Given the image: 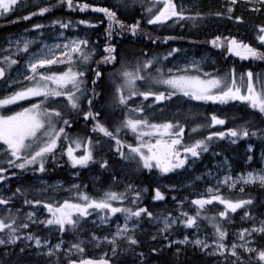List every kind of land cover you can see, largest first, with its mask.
<instances>
[{
	"label": "snow or ice",
	"instance_id": "1",
	"mask_svg": "<svg viewBox=\"0 0 264 264\" xmlns=\"http://www.w3.org/2000/svg\"><path fill=\"white\" fill-rule=\"evenodd\" d=\"M135 2L137 0H131V3ZM237 2L238 0H227L225 12L216 11L210 14L218 17L226 15L228 19L234 18L236 21H241V16L233 17L234 6ZM244 2L252 4V11L264 10V0H244ZM57 6L66 7L71 11L84 12L91 9L93 12L103 13L107 21V26L104 28L103 53L99 60L94 61L97 49L95 46L89 47L90 40L87 37H65L63 31L59 33V36L63 37L62 42L53 44L44 43L42 38L40 40L35 37L29 39L26 35L18 36L15 40L8 39L7 47L3 49L7 54L0 56V80L6 86L14 87L12 91H6L3 96H0V108L32 97L41 98L35 103H30L28 107L21 108L20 111H12L7 115L0 114V155L6 158L5 162L9 168L44 173L49 160L59 166V158L65 155L67 163L73 168L87 167L92 162L99 163L101 168L108 166L106 159L101 162L94 158L93 150L95 145L100 144V140L94 141L91 137L72 135L66 130L72 128L74 121L68 118L63 110L52 106L54 103H60L55 100L58 97L63 98L65 107L82 114L84 120L92 121V132L100 133L115 141L116 151L121 158L134 161L138 168L149 171L156 169L161 174L184 168L190 158H199L202 153L208 152L209 144L214 137L225 138L227 136L238 139L258 134L264 137V128H253L250 131L249 127L240 125L227 128L226 132H209L206 137L185 143L183 142L184 125L178 120L152 122L147 117L130 116L129 113L144 111L142 103L130 107L132 97H142L144 100L153 97V102L157 103L171 100L172 97L183 96L194 101L220 104H228L230 101L244 102L264 118V74L248 70L239 73L237 77L234 67L227 69L223 74L203 72L199 61H187L183 66L174 65L165 70L162 61L180 52V49L174 47L162 57L149 56L146 51H142L136 63L129 67V62L117 52V44L112 42V37L120 36L124 32H129L133 36L143 33L145 38L151 40L153 44L159 37L153 38L151 34L145 32L141 28L140 20L126 24L111 8L95 6L82 2V0H55L54 4L36 6L35 11H28L26 15H17L12 22L29 21L34 16L49 13ZM125 6L128 7L130 4ZM141 6L143 7L142 0ZM27 7L24 0H0V17L6 18L9 14ZM144 12L147 25L164 26L171 23L183 27V21H190L195 26L197 21L204 17L202 12H193L184 3L178 4L177 0H150L149 6L144 7ZM50 23L52 26L58 25L60 29L75 28L78 25L95 27V24L85 19L76 21L53 19ZM44 27L45 25L40 23L31 25V29H43ZM256 29V39L260 47L235 37L215 36L207 42L216 48L226 46L227 53L241 60L264 61V24L256 25ZM29 31L28 28L24 29L25 33ZM169 39H176V37H164V41ZM33 45H38L35 51H31ZM18 55L27 57L23 64L16 58ZM93 62L96 64L94 68L90 66ZM101 64L113 65L111 73L114 88L113 101L128 109L124 113V118L112 129L102 122L100 111H93L95 98L100 95L96 91V85L103 75L99 67ZM13 66H17L15 76L10 75ZM58 66L63 67L58 68ZM89 71L92 73L91 89L86 87V72ZM138 81L146 85L143 90L138 86ZM161 88L163 90H160ZM83 102H86L87 110L82 107ZM224 123V119L212 114L210 125L206 121L204 124L195 125L191 130L196 132L202 127ZM248 123L245 121V124ZM124 129L133 133L136 140L135 146L127 144L129 149L127 156L122 151L127 142L119 138V133ZM145 137L148 139H144ZM236 139H232L231 142L236 143ZM78 150L82 152L78 154ZM248 151H252L251 144L248 145ZM248 159L252 160V156L249 155ZM16 175V172L9 173L8 169L0 166V182L7 183L9 176ZM238 184L241 185L240 192H244L243 185L258 184L264 189V168L248 171L243 175L237 174L235 177L225 175L222 180L218 179V186L208 187L206 196L202 194L191 201L197 208L194 215L182 211L174 218L171 213L162 217L155 216L146 207H140L138 202L142 191L148 189L136 190L131 184L126 185L125 191L105 190L97 196L89 195L81 190L79 185L72 184L68 191L74 198H64L62 201L52 197L30 199L27 195L28 190L18 186L11 191L10 195L0 193V206H3L0 208V246L4 248L0 256V264H8L5 258L13 255L10 246L18 248L20 254H24L27 248L34 246L38 254L49 257L48 264H115V261L107 258L106 253L99 258L84 257L85 242L80 239L79 233L84 231V225L88 223V218L93 214L101 224H109L111 218L118 213L123 217V223L121 224L117 219L114 232L102 237L91 232V238L88 241L95 243L96 246H99L101 241L107 242L113 257H117L118 250L119 252H135L134 246L141 243L136 230L143 216H147L150 221H159L162 225L155 234H150L149 239L159 243L162 238L167 242L159 249L155 246L151 247L152 253L163 251L165 247H174V255L178 257L181 252L179 245L190 243L207 255L222 257L219 264H264V219H261L257 225L247 210L243 212L241 219H253V223L251 227L237 230L235 235L240 241L239 244L235 241L230 245L225 243L227 230L216 222L215 217H205L209 219L214 228L211 244L199 236L193 240H189L188 235H184L179 240L170 239L174 226L182 225L185 229L199 230L198 218L201 210L214 201L223 205V210L217 214L221 219H228L230 212L235 213L237 209L252 205L251 198L233 199L220 193V185H226L227 188L232 189ZM55 190L53 188L54 192ZM32 191L46 193L48 187L33 188ZM127 193H131L130 200ZM19 196L24 197L23 205L31 206L33 209L42 206L48 214L47 217L39 219L35 211H28L21 216V208L12 206L13 200ZM152 199H164V194L159 188L154 189ZM125 200H129V204L135 207L124 206L123 201ZM30 223L42 224L61 234L70 232L74 235L76 242H69V246L63 248L65 241L61 236L56 243L52 244L48 236L26 231ZM92 223L95 224V221ZM257 236L260 237L259 241L256 239ZM118 239L123 240L127 248L121 247ZM254 244L257 246H253ZM61 251L64 254L63 261L60 257ZM73 252L77 253L80 258H73ZM138 255L142 259V264H148L146 260H143L144 253L141 252ZM53 257L55 260L52 259ZM17 264H22V262L18 259Z\"/></svg>",
	"mask_w": 264,
	"mask_h": 264
},
{
	"label": "trees",
	"instance_id": "2",
	"mask_svg": "<svg viewBox=\"0 0 264 264\" xmlns=\"http://www.w3.org/2000/svg\"><path fill=\"white\" fill-rule=\"evenodd\" d=\"M199 1L201 8L200 12L204 14L203 19L198 20L195 26H193L190 21H184L182 22L184 26L181 27L179 24L171 23L164 26L147 25L145 23L146 13L144 12V7L149 5L150 0H142L143 7L141 6V0H137L135 3H131V0H82V2H87L95 6L111 8L117 13V17L126 24H130L135 20H140L141 28L145 32L151 34L153 38L159 37V39L156 40V43L153 44L151 40L145 38L143 33L136 36L131 35L129 32H124L120 36L114 35L112 37V42L117 44V52L121 57L128 61L129 64L136 63V59L141 56L142 51H146L149 56L156 55L162 57L173 47L187 52L208 49L213 58V64L209 69H214V73L219 72L223 74L227 69L233 67L236 69L238 75L246 70L263 72L264 61L242 60L238 62L236 56H230V53L226 52V46L216 48L207 41H210L215 36L235 37L238 40H243L253 46L260 47V44L256 39V25L264 24V10L260 12L248 11L246 7H239V1L237 5H235L233 17L239 15L242 17V20L236 21L234 18L228 19L225 15L218 17L210 14L220 11L219 4H215L216 0H210V2H212L211 5H207L209 0ZM24 2L28 5L27 8L17 10L9 14L6 18H0V52H4L3 49L7 47L6 40L8 38L24 33V29L30 27L33 23H47L51 22L53 19L72 21L85 19L95 24V27L85 26V29L86 37L90 40L89 47L95 46L97 49L94 61L99 60L100 55L103 53L102 48L105 42L104 28L107 26V21L104 18L103 13L93 12L91 9L85 10L84 12H80L79 10L71 11L66 7L57 6L43 16L37 15L32 17L29 21L13 23L12 21L15 20L17 15H26L28 11H35L36 6H44L50 3L54 4L55 0H24ZM129 4L130 6H125ZM164 37H176V39L164 41ZM10 51H14V49H10ZM16 58L21 60L23 56L18 55ZM162 64L165 66L167 60L162 61ZM90 66L94 68L96 67V64L93 62ZM99 67L103 75L96 85V91L100 93V95L95 98L93 111H100V119L107 127L112 129L115 124H118L124 118V113L128 111V109L117 105L113 101L114 88L111 76L113 65L101 64ZM91 78L92 73L90 71L86 72V87L88 89L92 88ZM174 100L175 99H172V102H174ZM146 102L147 100H145L143 104ZM136 104H138V99H131L130 107H135ZM82 107L84 110H87L86 102L82 103ZM60 109L67 114L68 118L74 121L72 128L66 130L72 135H80L85 138L91 137L94 141L100 140V144H97L94 147V158L96 161L102 162L104 159L108 161V166L106 168H101L97 162L89 164V166L94 167L92 170L97 171L101 176L100 180L89 178L86 167H80V179L88 182V185H86L84 189L88 193L95 195L96 192L100 191V189H96V186L97 188L101 185L105 187L108 179H112L113 177H123L132 180L131 185L136 190L148 189L147 191H142L140 201L142 206L153 212L155 216L171 213L177 217L182 211L185 212L187 210L193 212V208L187 207V202L183 200V197L197 191L198 188L194 182L188 186L178 188L181 182L185 179L191 178L193 175L202 171L205 167L210 166L216 159L222 156H226L232 161V166L234 168L240 167V157L246 151V142L244 141V138H238L236 143H232L227 140V136H225V138L214 137L209 144L208 152L202 153L199 158H190L189 163L186 164L184 168L177 169L167 174H161L156 169L149 171L147 169L138 168L134 161L121 158L116 151L115 141L108 137H104L100 133L91 131L92 121L90 119L87 121L84 120L82 114L71 111L67 107H61ZM141 114L143 113H129L130 116L136 118H140ZM212 114L224 119L225 123L223 125L202 127L196 132H192L191 129L197 124H204L207 121L210 125ZM147 115L151 116L150 120L152 119L151 121L153 122L154 119L152 118V113L147 112ZM177 117H180V119ZM162 119L165 118L160 117L157 120L162 121ZM166 119H170V121L173 122L178 120L184 125L183 142L185 143L206 137L209 132L225 131L227 128L238 127L240 125L249 127L250 131L253 130V128H264V118H262L258 112H255V110L249 108L246 103L239 101H230L228 104L206 102L197 109L192 108V111L189 112H181L179 115L173 116L170 115ZM245 121H248L249 123L245 124ZM127 133L128 131L126 129L122 130L119 133L120 139H123V141L128 140ZM249 137L250 139L248 143L252 144V152L257 154L258 151L262 150L264 147V137H261L259 134L257 136ZM131 138L135 140L134 136H131ZM144 139H147V137ZM103 150L105 153L100 154ZM122 151L126 156L129 154L126 145L123 147ZM80 152H82V150H80ZM5 160L6 158L0 155V166L8 169L9 173H17L16 176H9L7 181L9 184L8 191H14L16 187L19 186L22 189L28 190L27 195L30 199L33 197L47 198L55 196L50 192L38 193L32 191V189L36 187L32 182L33 178H63L68 180L69 175L67 172L74 169L69 163H67L66 155L59 158V166L49 160L46 166L47 170L44 173H33L31 170L21 171L15 168H9ZM166 183L175 187L170 188ZM121 187L122 185L113 181L109 189L118 192ZM155 188H159L162 191L164 194L163 200L152 199ZM221 194L233 199L251 198L253 200V204L250 205L251 208L257 213H261L262 209H264V204H259L260 198L264 195V189L257 188L256 186L247 187L244 192L229 190L221 191ZM173 197H175V199H173ZM23 199V196L14 199L12 206H19L20 201ZM181 201L182 203H178ZM216 206H219V204L216 203ZM216 209V207L214 208L213 205L210 204L206 205L202 211L207 214V216L215 217L220 220V222L226 220L218 217V211ZM229 216L231 219L235 220V213L230 212ZM220 224L223 225L224 223ZM231 225H233V223H231ZM208 228L211 229L212 227L209 225ZM70 235V232L65 233L66 238H69ZM153 246L157 247L156 243L151 241L148 243H142L139 249L145 251L154 264H211L213 262V257L211 255H205L195 246H190L189 244L179 245L181 252L178 257L174 255V247L165 248L163 251L155 254L150 251ZM20 257V253H13V255H10L5 259L8 261V264H17V260H20Z\"/></svg>",
	"mask_w": 264,
	"mask_h": 264
},
{
	"label": "rangeland",
	"instance_id": "3",
	"mask_svg": "<svg viewBox=\"0 0 264 264\" xmlns=\"http://www.w3.org/2000/svg\"><path fill=\"white\" fill-rule=\"evenodd\" d=\"M239 1H240L239 7L243 6V7H246V9L248 11H252L251 10L252 4H246L244 2V0H238V2ZM181 2L184 3L186 6H188L189 8H191V10L193 12L200 11V9H201L199 0H177L178 4ZM215 2H216L215 3L216 5L219 4L220 11H222V12L226 11L227 0H216ZM208 4L211 5L212 2H210V0H209L207 5ZM222 5H224V6L222 7ZM234 9H235V6H234ZM0 18H3V17H0ZM77 20H80V19H77ZM38 23L45 25V27L43 29H31V26H30V27H28V29H30L29 32H27V33L24 32V33L12 36L10 38L15 40V38L18 36L26 35L29 39L35 37L37 40H40L42 38L44 43L53 44V43L62 42L63 37L59 36V33L61 31L64 32L65 37H71V36L86 37V29H85L86 25H78L75 28L70 27L68 29H60L58 25L52 26L50 22H47V23L46 22H38ZM41 34H42V36H41ZM8 39L6 40V42L8 41ZM37 47H38V45H33L31 48V51H35ZM102 51H103V48H102ZM6 54L7 53H5V52H0V56L6 55ZM230 56H234V55L230 54ZM26 58H27L26 56H23V58L20 60V63L23 64V61ZM237 58H238V60H237L238 62L242 61L239 57H237ZM187 61H199L200 62L199 66L201 67L203 72L214 73V71H213L214 69H209L213 64V58H212V55L208 49H200L199 51L195 50V51H191V52L180 50L179 53H175L173 55V57H169L167 59V64L164 67L166 70L168 67H173L174 65L183 66ZM134 64L135 63L129 64V67H131ZM16 67L17 66H13V71L10 73V75H12V76L16 75V72H15ZM62 67L63 66H58V68H62ZM21 71H23V69H21ZM246 71H248V70H246ZM254 73L264 74V71L263 72H261V71L260 72H254ZM238 76L239 75L237 74V77ZM21 79H22V77H21ZM25 83H27V82L25 81ZM137 84L140 88L142 87L141 90H143L146 87V85L143 82L138 81ZM140 84H141V86H140ZM13 87L14 86H6L3 83V81H1L0 82V96H3L6 91H9V92L12 91ZM160 90H163V88H161ZM39 99H41V98L32 97V98H29L28 100L18 101L16 104L9 105V106H6L4 108H0V114L7 115V114H11L12 111H20L21 108L28 107L30 103H35ZM131 99H138V104L142 103V105L144 106V111L142 112L143 114H141L140 118L147 117L148 119H150L151 116L147 115V112H150V113H152V118L154 119L153 122H161L160 120H157L160 117L165 118V119H162V121L170 120V119H166L170 115L173 116V115H179L181 112H187V111L189 112V111H192V108L197 109L203 103H206L203 101L190 100L189 98L183 97V96L172 97L171 100H165V101L157 102V103L153 102V99H154L153 97L152 98L149 97L145 104H143L145 102V100L142 97H132ZM172 99H175L174 102H172ZM55 100L60 101V103H58V104L54 103V104H52V106L58 107V108H61V107L64 108L65 107V102L63 101V98L58 97V98H55ZM148 105H151V107H148ZM177 118L180 119V117H177ZM188 124H189V122H188ZM225 132H226V130H225ZM126 135H127L128 140H126L127 143L125 145L127 146V144H132L133 146H135L136 140H133L131 138V136L135 137V135L133 133H131L130 131H128V133ZM232 139H236V138H228L227 137V140H229V141H231ZM249 139H250V137H244V141L246 142V151L240 157V161H241L240 167L234 168L232 166V161H230L226 156H222V157L216 159L210 166L205 167L202 171L193 175L191 178L185 179L184 181L181 182V184L178 186V188L188 186L193 182L196 184V187L198 188L197 191L192 192L190 195L183 197V200L187 202V204H186L187 207L193 208V212H189L187 210L185 212L189 213L190 215H194L197 208L195 205H193L191 203V201L193 199L199 198L202 194L206 196L208 187L209 186H218L217 185L218 179L222 180L225 175H231L232 177H235L237 174L243 175L248 171L259 170L261 168H264V155H262V154H264V147L262 150H259L257 154H254L252 151L249 152L248 151ZM121 140L123 141V139H121ZM236 141H237V139H236ZM127 149H128V147H127ZM128 151H129V149H128ZM79 153H81L80 150H78V154ZM103 153H105L104 150L100 152V154H103ZM249 155L252 156V160L248 159ZM225 161H227V163H225ZM92 163H94V162H92ZM93 168L94 167H91L89 165L86 167V171L88 172V175H89L88 177L100 180L101 176L97 173V171L92 170ZM67 173L69 175L68 180H65L63 178H53V179H49V178H45V177L33 178L32 182L36 186L34 188L38 189L41 187H48L47 192H50L52 195H55L52 198H54L58 201H62L64 198H74V197H71V194L68 191L71 188L72 184L79 185L81 190L87 192L84 189V187L86 185H88V182L80 179V177H79L80 167L69 170ZM113 181H116L117 184L122 185L121 189L118 192L125 191L126 185L132 184V180H128V179L123 178V177H116V178L114 177L112 179L107 180L105 187L101 185V186H99V188H97V186H96V189H100V191L96 192L95 195L90 194L88 192L87 193L89 195H92V196H97L102 191L111 190V189H109V187H111V183ZM92 184H94V183H92ZM166 185L170 188L175 187V186L169 185L167 183H166ZM8 186H9L8 182L7 183H5V182L0 183V193L4 194L6 196L10 195L11 192L8 191V189H9ZM240 186L241 185L238 184L236 188L229 189V188H227L226 185H220L219 186L220 187V193H221V191H229V190L240 192L239 191ZM250 186H256L257 188H260L258 184L243 185L244 190ZM91 187L93 188L92 185H91ZM53 188L56 189L55 192L53 191ZM260 189H262V188H260ZM112 191H115V190H112ZM127 195L129 197V200H130L131 199V193H127ZM18 198H16V199H18ZM129 200L123 201V205L129 206V207H135L134 205L129 204ZM114 203L118 204L119 202H114ZM138 203H139L140 207H143L140 199H139ZM216 203H218V202L214 201L212 203L213 207L214 208L216 207L217 208L216 210L218 212L223 210V205H220L218 203L219 206H216ZM259 204H264V195L260 198ZM2 207L3 206H0V208H2ZM16 207L21 208V213H20L21 216H23V214L28 212V211H35L37 218H39V219H44L48 215L42 206H37L35 209H33L31 206L23 205V200H21L20 205L16 206ZM245 210L250 212V215L255 219V222L257 225L259 224V221L261 219H264V209H262L261 213L260 212L257 213L250 206H246L245 208H242V209H237V211L235 212V220L231 219L230 216L228 219L223 220L221 222H220V220L216 219V222L224 223L221 226H222V228L227 230L228 235L225 238V243L230 245L233 241H235L237 244H239L240 241L237 239V237L235 235L237 230L240 228H248V227L252 226L253 219H249V218L241 219V217L243 216V212ZM164 215H167V214H162V215H157V216L162 217ZM172 217L174 218L176 216L172 215ZM205 217H210V216H207V214H205L201 210V215L198 218V224L200 226L199 230H197L195 228L185 229L182 225L174 226V229H173L172 235L170 236V239L179 240V239H182L184 237V235H188L189 240H193L197 236H199L201 239H206L211 244V241L213 238L212 234L214 232V228H213L212 223L209 222V219H206ZM117 219H119V222L121 224L123 223V217L119 213L111 218V220L109 221V224H101L99 219L96 217L95 214H93L91 217L88 218V223L84 225V231L79 233L80 239L85 242L83 245L85 247V252L83 254L84 257H87V256L100 257L101 255H104L106 253L107 258H109L111 261L113 259V261H115L116 264H142V259L138 255L139 253L142 252V253H144L143 260H146L148 262V264H154V262L150 260L151 259L150 256L148 254H146L145 251H141L139 249V247L142 245V243L151 242V240L149 239L150 234H155L157 229L159 227H162V225L160 224L159 221H150L147 216H143V218L140 221V226L136 230V235L141 240V243L138 246H134L135 252H132V251L119 252V250H118L117 257H113L112 253H111L110 245L107 242L101 241L99 246H96L95 243H89L88 242L91 238L90 237L91 232H95V234L97 236H100V237H102L104 235H110L111 232H114L116 230L115 226L117 223ZM92 221H95V224H93ZM231 223H233V225H231ZM209 225L212 227L211 229L208 228ZM26 231H31V232H34L35 234L41 235V236H48L50 239V243H52V244L56 243L58 241V239L61 236H63V239L65 241V243L62 246L63 248H67L69 246V242H73V243L76 242V239L72 233L69 236V238H66L65 233L61 234L59 232H56L55 230H50L49 228H46L42 224L30 223L29 229H27ZM165 235H167V233H165ZM256 239H257V241H259L260 237L257 236ZM19 243L20 242H18V244ZM27 243L31 244L32 242H27ZM118 243L121 245V247L127 248V245L125 244V242L123 240L118 239ZM155 243H156L158 249L161 247V245L167 244V242L164 241L162 238L160 239L159 243H157V242H155ZM189 245L194 246L190 243H189ZM253 246H257V245L254 244ZM165 248H167V247H165ZM10 251L12 253H19V249L12 247V246H10ZM3 252H4L3 246H0V255H2ZM157 253H155V254H157ZM203 253L205 255H207L205 252H203ZM60 257H61V260L63 261L64 254L62 251L60 253ZM72 257L77 258V259L80 258L79 255L75 252L72 253ZM212 257H213V262L211 264H219V262L223 259L222 257H218V256H212ZM52 259L55 260V257H53ZM20 261L22 262V264H31V263H33V264H48L49 257L44 256L42 254H38L37 250L33 246L31 248H27L25 253L21 254Z\"/></svg>",
	"mask_w": 264,
	"mask_h": 264
},
{
	"label": "water",
	"instance_id": "4",
	"mask_svg": "<svg viewBox=\"0 0 264 264\" xmlns=\"http://www.w3.org/2000/svg\"><path fill=\"white\" fill-rule=\"evenodd\" d=\"M0 81H2V80H0ZM87 258H99V257H91V256H88Z\"/></svg>",
	"mask_w": 264,
	"mask_h": 264
},
{
	"label": "bare ground",
	"instance_id": "5",
	"mask_svg": "<svg viewBox=\"0 0 264 264\" xmlns=\"http://www.w3.org/2000/svg\"><path fill=\"white\" fill-rule=\"evenodd\" d=\"M234 13V12H233ZM226 16V15H225Z\"/></svg>",
	"mask_w": 264,
	"mask_h": 264
},
{
	"label": "flooded vegetation",
	"instance_id": "6",
	"mask_svg": "<svg viewBox=\"0 0 264 264\" xmlns=\"http://www.w3.org/2000/svg\"><path fill=\"white\" fill-rule=\"evenodd\" d=\"M234 12V11H233Z\"/></svg>",
	"mask_w": 264,
	"mask_h": 264
}]
</instances>
